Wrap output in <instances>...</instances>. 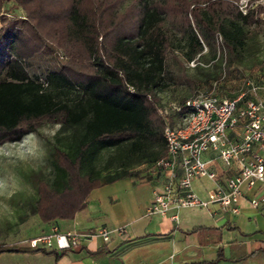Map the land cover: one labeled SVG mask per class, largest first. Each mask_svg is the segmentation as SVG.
<instances>
[{
    "label": "trees",
    "instance_id": "16d2710c",
    "mask_svg": "<svg viewBox=\"0 0 264 264\" xmlns=\"http://www.w3.org/2000/svg\"><path fill=\"white\" fill-rule=\"evenodd\" d=\"M7 1L0 0V145L42 121L59 124L52 154L62 170L37 179L35 211L45 222L73 217L92 188L167 154L157 104L172 83L194 92L215 82L218 94L237 95L229 89L243 78L239 66L264 19L263 5L244 12L237 0H13L25 14L11 18L1 13ZM191 60L194 75L184 70ZM254 65L264 77V57ZM180 115L172 111L170 123ZM111 148L118 152L104 167L116 156L121 162L106 174L97 161ZM39 249L0 244V252Z\"/></svg>",
    "mask_w": 264,
    "mask_h": 264
},
{
    "label": "crops",
    "instance_id": "0c3cea01",
    "mask_svg": "<svg viewBox=\"0 0 264 264\" xmlns=\"http://www.w3.org/2000/svg\"><path fill=\"white\" fill-rule=\"evenodd\" d=\"M240 128L230 132L238 137ZM216 180L195 178L192 189L205 198L217 183L235 173L239 164L224 165L214 152L203 154ZM134 175H121L92 188L85 205L73 217L48 221L29 237L11 238L7 244L28 245L29 241L56 227L60 231L85 233L99 226L113 229L104 241L84 237L80 244L58 251L54 248L0 252V264H264V202L254 206L249 198L260 192V184L244 189L237 212L218 203L178 209L170 214H147L153 188L163 181L155 178L146 163L131 167Z\"/></svg>",
    "mask_w": 264,
    "mask_h": 264
},
{
    "label": "built area",
    "instance_id": "2783aa9c",
    "mask_svg": "<svg viewBox=\"0 0 264 264\" xmlns=\"http://www.w3.org/2000/svg\"><path fill=\"white\" fill-rule=\"evenodd\" d=\"M258 1L264 4V0ZM239 7L245 12L246 8ZM218 37L221 41L219 34ZM217 49L219 56L222 49L219 45ZM195 63L194 60L189 62L193 66ZM215 84L212 89L195 90L183 102L171 103V111L181 112V115L175 118L174 124L165 116L163 137L167 154L148 165L154 170L155 178L162 176L163 181L152 190L147 214H170L176 220L178 209L208 206L212 202L237 212L244 189L257 182L260 192L249 198L250 203L256 206L264 202V96L260 94L264 84L247 79L246 88L233 97L218 94ZM238 127L239 136L231 137L230 132ZM208 151L214 152L224 165L237 162L239 168L202 198L193 191L192 181L200 177L217 178L216 172L208 166L209 159L203 156ZM123 230V227L99 226L79 233L54 227L32 238L29 244L61 251L79 245L84 237L97 235L107 241L113 232Z\"/></svg>",
    "mask_w": 264,
    "mask_h": 264
},
{
    "label": "rangeland",
    "instance_id": "374dc122",
    "mask_svg": "<svg viewBox=\"0 0 264 264\" xmlns=\"http://www.w3.org/2000/svg\"><path fill=\"white\" fill-rule=\"evenodd\" d=\"M235 2L243 8L256 7L258 4L264 6L258 0H251V2L250 0H237ZM1 13L11 18L24 15L25 11L11 0L5 2ZM260 15L264 16V12H261ZM254 30L255 36L251 52L247 54L244 64L239 66L241 74L244 76L238 79L236 86L229 89L230 94H235L237 89H245L247 79H252L258 84H264V77L259 76L260 69L256 65L252 66L253 63H257L264 57V19ZM215 39L217 54L218 45L221 48L218 34H216ZM46 41L55 47L56 58L65 61V50L57 47V43L52 42L50 38H46ZM203 63L207 68L210 65V61H203ZM184 70L190 75L196 73L191 64L186 63ZM192 91L187 84L172 83L170 87L159 94L160 100L157 104L159 113L168 118L172 112L171 103L193 93ZM260 94L264 96V88H260ZM58 128L59 124L55 122L42 121L37 125L36 131L26 134L21 140L5 142L0 145V244L8 242L11 238L29 237L39 232L45 225L46 222L35 211L36 186L37 179L49 180L54 176V169L58 173L62 170L57 166L52 154L54 146L58 145L56 139L59 135ZM117 152L118 149L115 148L100 152L97 165L104 173L108 174L107 170L114 171L119 167L121 162L119 156L110 161L108 169L104 167L106 159Z\"/></svg>",
    "mask_w": 264,
    "mask_h": 264
}]
</instances>
